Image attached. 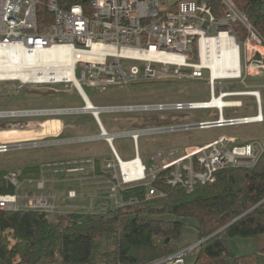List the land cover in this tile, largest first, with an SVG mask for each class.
Masks as SVG:
<instances>
[{"label":"built area","instance_id":"built-area-1","mask_svg":"<svg viewBox=\"0 0 264 264\" xmlns=\"http://www.w3.org/2000/svg\"><path fill=\"white\" fill-rule=\"evenodd\" d=\"M223 1L228 8L226 17L216 19L206 2L198 0H0V51L6 50L19 59L21 55L29 57L57 48L58 53L51 56L46 69L52 76L60 75L58 81L52 78L49 82L0 80V89L2 84L10 83L16 93L27 86L39 88L42 85L60 86L67 92L72 83L83 99V93L86 94L83 86L105 92L110 87H129L140 82L168 78L203 80L205 72H208V101L95 105V108L99 110V117L102 113L112 112L216 111L215 118H209L207 113L205 119L196 123L157 125L117 133H109L101 118L90 112L100 132L81 136L75 142L104 140L113 158L94 155L92 158L57 161L46 164V167L38 165L41 170L39 178L20 180V168L9 172L6 179L14 187V192L0 194V210L62 214L93 212L97 207L99 211L95 212H105L125 204L120 192L127 188L144 186L147 198L163 197L165 192L154 185L156 181H161L193 192L199 186L214 183L223 169L254 166L264 151V142L258 139L239 142L235 136L226 135L197 145H164L146 157L141 156L139 138L142 135L264 123L261 90L237 91L229 90L226 86L230 82H245L248 77L264 79V38L231 0ZM40 7H44L49 14L45 18L48 23L42 28L38 19ZM237 20L247 28L243 43L232 27ZM221 27H225L223 30L237 46L240 66L238 73L234 69L229 76L213 79L211 69L201 63L200 48L203 37L218 36ZM215 29L218 32L212 35ZM145 52H152L158 58L148 60L134 55ZM86 55L91 57L85 58ZM54 57L59 61L58 65L54 63ZM44 64L41 66L44 67ZM69 68L74 73L71 80L65 76ZM251 92L254 94H249ZM245 96L254 98L256 114L226 117L227 109L243 107V100L238 98ZM215 98L225 100L227 105L214 106L212 101ZM64 111L67 109L36 110L43 114ZM117 137H130L133 140L132 158L124 159L117 152L113 144ZM56 143V140H36L29 144L44 147ZM22 145L19 140H0V153L19 149ZM97 159L102 161L103 171L100 174L97 173ZM91 178L96 179L94 183L98 185L105 184L98 192L109 194L111 203L102 201L96 204L95 194L89 195L83 190L86 181ZM75 180L80 186L71 185ZM64 183H70L66 190L57 192L54 189L55 184ZM85 200L88 201L87 205ZM136 202L137 199H131L127 203ZM85 209L87 211H82ZM200 243L182 246L153 264H188V257Z\"/></svg>","mask_w":264,"mask_h":264},{"label":"trees","instance_id":"trees-1","mask_svg":"<svg viewBox=\"0 0 264 264\" xmlns=\"http://www.w3.org/2000/svg\"><path fill=\"white\" fill-rule=\"evenodd\" d=\"M198 1H205L216 19L226 17L223 0ZM231 1L264 38V0ZM48 16L40 7L41 28ZM232 27L244 40L246 26L237 20ZM102 171L97 159V173ZM8 173L0 170V194L14 192ZM40 175V167L32 165L22 168L19 178ZM154 185L165 196L147 198L146 187L127 188L120 192L125 204L105 212L52 219L41 211L0 210V264H153L182 247L187 219L195 222L201 242L188 264H264V151L254 166L223 169L214 183L193 192L161 181ZM131 199L138 202L127 203ZM235 238L254 240L256 251L235 255L230 246Z\"/></svg>","mask_w":264,"mask_h":264},{"label":"rangeland","instance_id":"rangeland-1","mask_svg":"<svg viewBox=\"0 0 264 264\" xmlns=\"http://www.w3.org/2000/svg\"><path fill=\"white\" fill-rule=\"evenodd\" d=\"M220 29H225L221 27ZM215 31V32H214ZM212 35H216L218 29ZM243 43V40H240ZM244 59V56H243ZM203 80H187L178 78L160 79L152 82H140L129 87H110L105 92L84 87V90L94 105H129L169 101H208L210 87L208 72ZM79 78V72L76 75ZM68 91L60 86H40L33 88L27 86L20 93H16L10 83L2 84L0 89V112L18 113L20 111L36 112L41 109H81L85 103L76 87L71 83ZM229 90L252 91L261 90L262 108L264 113V79L248 77L245 82H230L226 84ZM6 87V88H5ZM244 105L239 109H227L226 117L251 116L256 114V105L252 96L239 97ZM216 117V111L190 110L179 112H134V113H102L101 121L109 133L126 130L155 127L157 125L196 123L205 119ZM43 124V126H41ZM99 127L90 113H59V114H17L0 116V140H19L23 145L6 153H0V170L14 172L18 168L27 166L51 164L57 161L76 160L82 157L92 158L98 155L102 158H113L109 145L104 140L93 142H75L81 136L98 134ZM235 136L241 139H258L264 142V123L230 126L211 129H191L176 132L155 133L142 135L139 138L141 156L146 157L152 151L162 146H188L206 143L220 135ZM38 140H56L53 146L33 147L31 142ZM25 144V145H24ZM117 152L124 159L134 156L133 140L130 137H117L113 142ZM55 178V177H54ZM90 178V176H89ZM96 179H88L83 186L89 195L94 193L96 204L106 201L111 203L109 194H99L98 189L105 184H96ZM70 183L54 185L57 192L66 190ZM73 186L79 185L78 181L72 182ZM80 186V185H79ZM52 187V186H51ZM102 190V189H101ZM63 194V193H62ZM61 195V194H60ZM88 196V195H87ZM84 203L87 205L88 201ZM95 204V205H96ZM87 211V209L82 210ZM99 211L97 207L93 212ZM54 219V215L50 214ZM194 223V225L192 224ZM195 222L186 220L181 246L197 242ZM231 249L237 256L254 253L256 243L252 239L235 238L230 241ZM196 253L188 258L194 262Z\"/></svg>","mask_w":264,"mask_h":264},{"label":"bare ground","instance_id":"bare-ground-1","mask_svg":"<svg viewBox=\"0 0 264 264\" xmlns=\"http://www.w3.org/2000/svg\"><path fill=\"white\" fill-rule=\"evenodd\" d=\"M220 34L218 36L212 37H203L200 48V57L201 63L204 67L211 69V75L213 79L221 76H229L231 70L237 72L238 67L240 66L238 49L231 37L228 35L227 31L221 29L219 30ZM97 48V46H95ZM57 48H52L46 52L35 53L34 56L21 55L19 59L16 56L11 55L6 50L0 51V80H20L26 83L33 82H49L52 78H55L54 81L59 80L60 75L55 74L52 76L46 69L48 65V60L51 56H55L58 53ZM136 56L144 57L145 59L158 58L152 52L145 53H134ZM85 58H90V55L84 56ZM54 63L58 65L59 61L56 58H53ZM70 60V65L72 64V58ZM44 67L41 66L42 63ZM238 73V72H237ZM65 76L67 80H71L74 76L71 68H69ZM254 94V93H249ZM85 106L81 108V113H90L95 114L97 118L99 117V110L95 108V105L91 102L90 98L83 93ZM225 100L215 98L212 101L214 106H226ZM27 113H42V112H27ZM13 113H1L0 116H6ZM19 114V113H16Z\"/></svg>","mask_w":264,"mask_h":264},{"label":"flooded vegetation","instance_id":"flooded-vegetation-1","mask_svg":"<svg viewBox=\"0 0 264 264\" xmlns=\"http://www.w3.org/2000/svg\"><path fill=\"white\" fill-rule=\"evenodd\" d=\"M73 112L81 113L80 109L67 110V111H64L63 113H73ZM29 114H35V113H29ZM38 114H43V113H38ZM52 114H59V113L56 112ZM10 115H17V114L15 113V114H10ZM41 126H43V124H41Z\"/></svg>","mask_w":264,"mask_h":264},{"label":"crops","instance_id":"crops-1","mask_svg":"<svg viewBox=\"0 0 264 264\" xmlns=\"http://www.w3.org/2000/svg\"><path fill=\"white\" fill-rule=\"evenodd\" d=\"M222 135H224V134H222ZM226 136H228V135H226ZM231 136H233V135H231ZM237 138V137H236ZM238 139V138H237ZM252 140V139H251ZM2 141H6V140H2ZM210 141V140H209ZM247 141H250L249 139H241L240 140V142H247Z\"/></svg>","mask_w":264,"mask_h":264},{"label":"water","instance_id":"water-1","mask_svg":"<svg viewBox=\"0 0 264 264\" xmlns=\"http://www.w3.org/2000/svg\"><path fill=\"white\" fill-rule=\"evenodd\" d=\"M226 227H227V226H226ZM226 227H224V228H226ZM224 228H222V229H224ZM222 229H221V230H222ZM221 230H220V231H221ZM218 232H219V231H218ZM218 232L214 233L212 236H214V235L217 234Z\"/></svg>","mask_w":264,"mask_h":264}]
</instances>
